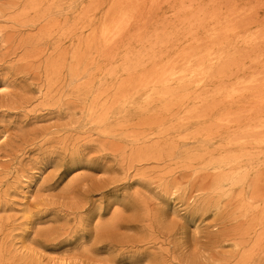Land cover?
Instances as JSON below:
<instances>
[{"label": "rangeland", "instance_id": "obj_1", "mask_svg": "<svg viewBox=\"0 0 264 264\" xmlns=\"http://www.w3.org/2000/svg\"><path fill=\"white\" fill-rule=\"evenodd\" d=\"M0 264H264V0H0Z\"/></svg>", "mask_w": 264, "mask_h": 264}, {"label": "bare ground", "instance_id": "obj_2", "mask_svg": "<svg viewBox=\"0 0 264 264\" xmlns=\"http://www.w3.org/2000/svg\"><path fill=\"white\" fill-rule=\"evenodd\" d=\"M113 28H114V27H113ZM103 32H104V31H103ZM105 32H106V31H105ZM115 32H117V31H115ZM103 34H104V33H103ZM113 35H115V34H113ZM113 35H112V37H113ZM105 40H106V39H105ZM171 68H172V67H171ZM171 68H170V69H171ZM166 69H167V68H166ZM170 71H171V70H170ZM168 72H169V71H167V73H168ZM179 72H180V71H179ZM179 72H178V73H179ZM169 73H170V75H171L172 71L169 72ZM174 73H175V71H174ZM172 74H173V73H172ZM182 74H183V73H182ZM160 75H162V74H160ZM164 75H165V72H163V76H164ZM183 75H184V74H183ZM185 75H186V74H185ZM185 75H184V76H185ZM171 76H172V75H171ZM161 78H162V77H161ZM164 78H165V77H164ZM166 78L168 79L169 77L167 76ZM151 79H152V78H151ZM158 79H159V78H158ZM188 79H189V78H188ZM232 89H233V88H232ZM233 91H234V89H233ZM157 92H158V91H157ZM145 99H146V98H145ZM102 102H103V101H102ZM104 104H105V103H104ZM124 114H125V113H124ZM97 119H98V118H97ZM262 143H263V142H262ZM246 154H247V153H246ZM246 154H245V156H246ZM248 155H249V154H248ZM261 155H262V154H261ZM227 156H228V155H227ZM232 156H233V155H232ZM232 156H228L227 159H228V158H231ZM250 156H251V155H250ZM252 156H253V155H252ZM252 156H251V157H252ZM259 156H260V154H259ZM253 157H254V156H253ZM220 158H221V157H220ZM232 158L235 159L234 157H232ZM245 158H249V157L246 156ZM245 158H241V160H242V159H245ZM219 160H221V159H219ZM239 160H240V159H239ZM225 161H226V159H225ZM222 162H224V161H222ZM214 163H215V162H214ZM216 163H217V162H216ZM76 166H77V165H76ZM238 172H240V170H239ZM238 172H237V173H238ZM224 173H225V172H224ZM230 173H232V172H230ZM230 173L228 172V174H230ZM237 173H236V174H237ZM222 174H223V173H222ZM225 174L228 175L227 172H226ZM231 175H232V174H231ZM233 175H234V174H233ZM245 175H246V174H245ZM245 175H243V176L245 177ZM244 177H243V178H244ZM222 178H223V177H221V180H219V181L222 182ZM224 178H225V175H224ZM226 180H227V177H226ZM242 180H244V179H242ZM233 181H234V180H233ZM217 184H218V183H217ZM256 184H257V183H256ZM227 189H228V188H227ZM262 189H263V188H262ZM173 190H175V189H173ZM225 190H226V189H225ZM225 190H224V191H225ZM221 191H223V190H221ZM260 191H261V190H260ZM175 192H176V191H175ZM242 192H243V191H242ZM258 192H259V191H258ZM229 193H231V192H229ZM171 194H172V192H171ZM251 196H254V195H251ZM249 197H250V196H249ZM258 197H259V196H258ZM247 205H248V204H247ZM243 207H244V206H243ZM250 207H251V206H249V208H250ZM251 208H252V207H251ZM248 210H249V209H248ZM248 210H247V211H248ZM245 212H246V211H245ZM246 213H247V212H246ZM254 218H255V216H254ZM254 218H253V219H254Z\"/></svg>", "mask_w": 264, "mask_h": 264}]
</instances>
